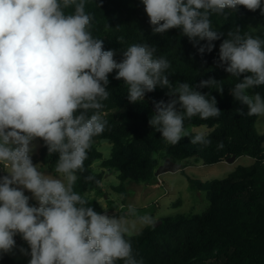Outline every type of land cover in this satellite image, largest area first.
I'll return each instance as SVG.
<instances>
[{
	"label": "clouds",
	"instance_id": "clouds-1",
	"mask_svg": "<svg viewBox=\"0 0 264 264\" xmlns=\"http://www.w3.org/2000/svg\"><path fill=\"white\" fill-rule=\"evenodd\" d=\"M88 0H0V254L16 248L18 234L28 244L29 264H144L133 246L140 228H151L156 219L129 204L124 215L110 216L90 206L85 193L76 190L85 161L109 127L104 102L108 100L109 74L122 80L130 103L142 102L158 86L175 97L154 102L149 125L167 145L190 137L193 145L209 147L206 131L185 126V121L219 117L214 96L197 88L223 85L214 78L193 86L175 85L168 78L170 61L157 55L149 43H131L122 50H105L93 35ZM153 34L180 29L195 44L207 41L199 52H211L222 33L212 16L227 20L243 6L260 10L262 0H142ZM239 27L230 30L219 47V60L236 83L234 100L247 106V116H264V38ZM125 44L123 36L118 37ZM241 77H243L241 79ZM179 106V107H178ZM37 138L49 155L58 154L53 173L34 164ZM224 147L217 143V150ZM95 182L92 174L83 175ZM31 199L36 205L29 203Z\"/></svg>",
	"mask_w": 264,
	"mask_h": 264
},
{
	"label": "trees",
	"instance_id": "trees-1",
	"mask_svg": "<svg viewBox=\"0 0 264 264\" xmlns=\"http://www.w3.org/2000/svg\"><path fill=\"white\" fill-rule=\"evenodd\" d=\"M86 10L95 17L93 35L103 39L105 50H116L118 62L122 60V50L128 44L149 43L157 48V55H163L170 61L168 78L174 85L187 82L196 86L203 80L214 78L221 81L224 89L222 94L214 88L196 89L216 98L221 111L219 117L206 121L194 117L185 121L189 128H210L211 146L193 145L191 136L172 146L164 143L161 134L149 125V119L154 113V102H167L175 97L168 95L167 88L158 86L153 92L146 93L142 102L130 103L123 81L115 78V71L110 73V96L104 102L109 127L95 138L85 161L87 172L81 175L76 190L87 195L90 206L97 212L106 211L110 216H119L125 212L113 202L108 199V206L103 207L97 199L109 197L102 187L105 172L94 169L98 162L100 168L117 173L120 185L115 191L121 193L126 191L127 185L151 183L157 168L168 158L183 164L181 172L185 174V163L193 158H198L201 165H214L232 156L237 159L251 157L253 164L239 166L225 179L202 183L187 175L195 189L205 192L209 208L202 214L161 217L156 220L161 221L158 227H146L133 237L132 242L144 264H264V134L258 133L255 127L259 116L241 114L247 112V106L234 100L229 92L237 82L236 78L224 70L219 60V47L227 38L228 31L235 30V27L242 32L254 29L248 18L259 25L253 34L264 38V15L259 9L249 11L240 6L238 11L229 14L227 20L212 16L213 27L223 35L212 42L211 52L205 50L200 53L199 47L206 45L207 41H199L194 46V42L180 29L153 34L142 0H88ZM120 36L124 37L125 44L118 42ZM255 91L264 96V86ZM38 140L41 147L37 162L53 173L58 154L49 155L44 141ZM103 140L111 144L108 159L98 150ZM220 141L224 147L217 150L216 145ZM88 174L95 176V182L83 180V175ZM4 175L0 171V176ZM89 193H94L95 197ZM0 264L29 262H18L8 254H0Z\"/></svg>",
	"mask_w": 264,
	"mask_h": 264
},
{
	"label": "rangeland",
	"instance_id": "rangeland-1",
	"mask_svg": "<svg viewBox=\"0 0 264 264\" xmlns=\"http://www.w3.org/2000/svg\"><path fill=\"white\" fill-rule=\"evenodd\" d=\"M247 21L254 29L259 28L258 23L254 19L248 18ZM255 127L258 133L264 134V116H259ZM190 128L194 130L193 134L196 131H206L207 133L211 131L210 128L205 126ZM33 144L35 145L32 153L33 163L42 165L37 162L41 147L38 138L33 141ZM98 150L103 153L105 159L110 158L111 144L103 142L98 145ZM253 162L254 160L251 157L243 156L236 158L233 162L223 161L214 165H201L198 158H193L185 163V174L181 170L167 172L160 176H155V179L149 184L127 185L126 191L121 192L125 196L115 191L120 185L117 173L100 168V162H98L95 164L94 169L96 172H105L102 187L109 194V197H97V199L103 207L108 206L109 199L125 213L129 204L134 205L141 214L150 213L156 220L167 216L202 214L209 208L210 202L207 200L205 192L199 191L191 185L187 175L205 183L213 179H225L235 172L239 166H250ZM42 168H44L43 170L46 173L54 174L49 172L43 165ZM0 171L7 175L2 167H0ZM25 195L30 197L29 203L35 206L36 201L31 199V193L25 191ZM89 195L95 197L94 193H89ZM123 202H125V205H123ZM111 216L117 215L113 214ZM145 228L138 226L137 231L141 232ZM14 239L16 240V248L11 253H7L8 256L18 262H29L30 255L20 251L21 248H24L27 252H30L28 244L19 234Z\"/></svg>",
	"mask_w": 264,
	"mask_h": 264
},
{
	"label": "water",
	"instance_id": "water-1",
	"mask_svg": "<svg viewBox=\"0 0 264 264\" xmlns=\"http://www.w3.org/2000/svg\"><path fill=\"white\" fill-rule=\"evenodd\" d=\"M155 111V108H154ZM108 142V140H103V142ZM236 157L232 156L230 158L227 159L228 162H233L235 161ZM183 169V165L174 162L171 158H168L164 161L163 164H161L156 172H155V176H160L161 174L167 173V172H177ZM161 224V221H157L155 224V227H158Z\"/></svg>",
	"mask_w": 264,
	"mask_h": 264
}]
</instances>
